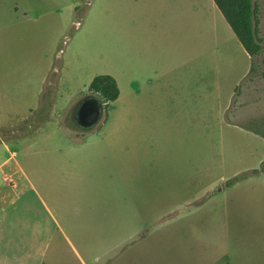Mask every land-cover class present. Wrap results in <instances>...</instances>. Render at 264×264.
<instances>
[{
  "label": "crops",
  "instance_id": "obj_1",
  "mask_svg": "<svg viewBox=\"0 0 264 264\" xmlns=\"http://www.w3.org/2000/svg\"><path fill=\"white\" fill-rule=\"evenodd\" d=\"M85 10L100 58L114 67L109 77L119 94L108 108L113 105L115 113L109 118L107 108L100 129L96 127L101 122L90 130L56 128L48 134L49 129L42 128L50 122L30 128L39 104L28 110L25 126L37 136L45 135L34 143L32 179L19 162L18 151L2 146L0 264H98L126 247L136 259L138 244L144 246L142 256L148 253L155 226L179 216L186 202L201 199L203 176L219 184L227 180L222 163H202L201 74L217 67L206 61L216 54L220 38L237 42L250 58L214 2L88 0ZM250 65L234 93L251 78ZM210 84L218 90L217 77ZM232 99L230 122L223 123L221 112L215 130L235 129L249 139L253 152L263 155L261 166L264 139L239 123L238 94ZM180 134L189 143L193 135L194 146L182 148L169 164ZM225 187L224 191L236 190L240 185ZM248 189L229 198L223 190L215 195L206 192L187 206L210 197L204 207L215 198L209 214L218 225L210 230L228 234L223 244H211L210 261L195 239L190 264H264V194ZM230 219L237 225L229 227ZM231 234L238 235L239 244L229 242Z\"/></svg>",
  "mask_w": 264,
  "mask_h": 264
},
{
  "label": "rangeland",
  "instance_id": "obj_2",
  "mask_svg": "<svg viewBox=\"0 0 264 264\" xmlns=\"http://www.w3.org/2000/svg\"><path fill=\"white\" fill-rule=\"evenodd\" d=\"M87 1L0 0V157L4 154V143L18 151L19 162L31 179L36 151L34 143L45 134L37 136L36 131H30L25 126L23 119L28 116V110L39 104L38 111L31 118L32 130L41 128L47 122L50 124L42 130L49 129L46 131L48 134L56 128L76 130L72 114L86 98L90 82L95 76H112L114 72L112 63L100 58L96 33L85 19ZM252 2L258 7V37L263 49L252 62L254 71L251 78L241 90L234 93V89L244 81L251 60H248L237 42L231 43L225 38L219 39L216 54L206 61L207 64L216 62L217 67L213 66V71L209 68L201 74L202 163L210 165L216 160L222 163L223 176L227 179L224 184H219L208 179L210 176H203L201 199L206 192L215 195L217 190H223L222 193L228 198L242 194L245 188H250L248 193L264 194V176L259 175L258 164L259 158L263 156L261 151L253 152L250 140L235 129L215 130L221 112L223 123L230 122L229 107L234 104L233 94H238L236 115L240 119L239 123L264 134V0ZM214 77L218 78L217 91L210 84ZM47 88L50 90L47 91ZM216 99V105L221 108L219 112L215 105ZM108 112L109 118H112L115 113L113 105H110ZM24 131L27 133L21 136ZM180 136L178 146L170 150L169 164L179 158L182 148L194 146L193 135L191 143L188 137L183 142L184 136ZM47 140L52 142V136L47 135ZM196 142L198 145V136ZM208 167L203 166L204 169ZM251 170L258 173L247 175L245 179L234 183L232 186L240 185L236 190L224 191L227 182L251 173ZM247 179L251 180L249 184L245 183ZM186 196L191 197V192L187 191ZM201 199L198 197L197 200L186 202V208L179 216L155 226L149 239L148 253H144V256V246L138 244L136 259H131L129 247H126L111 258L101 259L98 264H190L195 239L197 244L202 245L203 255L207 253L206 261H210L211 244H223L228 234L210 230L218 225V221L209 214L211 204H217L215 198L204 207L201 205L207 198L203 203L187 207ZM236 225L232 219L229 220V227ZM201 227L206 231L200 232ZM231 235L229 242L236 244L238 235ZM236 245L232 249L234 253Z\"/></svg>",
  "mask_w": 264,
  "mask_h": 264
},
{
  "label": "trees",
  "instance_id": "obj_3",
  "mask_svg": "<svg viewBox=\"0 0 264 264\" xmlns=\"http://www.w3.org/2000/svg\"><path fill=\"white\" fill-rule=\"evenodd\" d=\"M212 1L214 2L216 8L218 9L226 24L233 32L236 40L238 41L244 52L249 56L251 60L249 74H253L254 67L252 62L261 54L263 49L262 41L258 37V7L252 2V0ZM75 11H78V9H75ZM85 12L86 10L84 11V14ZM262 76H264V73H262ZM53 83L54 82H52V84ZM46 90L48 91L50 90V88H47ZM118 94L119 92L115 81L109 76H96L90 82L85 97L95 99L104 110L103 121L96 127V129L101 128L102 124L104 123V119L106 118L108 105L117 99ZM243 128L246 129V127ZM248 128L249 129L246 130H249L257 135H261L264 139V134H262L258 129L250 127ZM259 172L264 174V162L261 164ZM256 173H258V171H252L251 173H248L246 175L236 177L233 180L227 182L226 186H231L234 183L245 179L247 175H254Z\"/></svg>",
  "mask_w": 264,
  "mask_h": 264
},
{
  "label": "water",
  "instance_id": "obj_4",
  "mask_svg": "<svg viewBox=\"0 0 264 264\" xmlns=\"http://www.w3.org/2000/svg\"><path fill=\"white\" fill-rule=\"evenodd\" d=\"M104 110L90 97L83 99L72 114V121L80 130H90L103 120Z\"/></svg>",
  "mask_w": 264,
  "mask_h": 264
}]
</instances>
